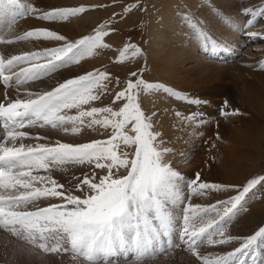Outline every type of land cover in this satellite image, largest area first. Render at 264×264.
Returning <instances> with one entry per match:
<instances>
[{"label": "snow or ice", "instance_id": "obj_1", "mask_svg": "<svg viewBox=\"0 0 264 264\" xmlns=\"http://www.w3.org/2000/svg\"><path fill=\"white\" fill-rule=\"evenodd\" d=\"M13 9H18L13 23L16 18L31 16L49 24L87 10L84 6L42 10L20 0H0V15ZM245 14L251 16L246 24L237 25L230 18L228 23L249 38L261 36L245 30L264 17V7L249 8ZM104 29L100 26L79 39L48 26L32 27L8 39L0 34L3 45L21 41L58 45L0 54V82L6 89L0 102V229L16 238L14 256L19 261L69 253L72 264H120L117 258L125 264L129 260L148 264L159 254L181 247L200 264H248L247 257L251 264H264V253L258 251V247L264 248V226L242 240L228 231L232 218L247 210L248 194L258 185L264 187V175L243 186L210 183L199 173L186 179L169 159L173 149L156 127L157 113L142 107L141 95L163 93L192 105L207 101L186 96L164 83L147 82L138 75L139 69L130 72L135 79L123 84L107 70L95 69L62 81L53 77L50 88L39 89L37 81L108 49L104 37L109 32ZM200 35L208 52V35L203 31ZM210 46L214 55L228 50L226 42L215 38ZM129 50L132 58L142 54L137 46L128 44L120 56ZM24 85L30 87L22 89ZM109 97L108 105L95 106ZM227 107L226 100L221 115L237 114L224 111ZM175 115L181 117L179 111ZM204 115L193 112L183 119L200 124ZM32 129L44 131H28ZM86 131L107 134L108 138L64 142L49 134L80 136ZM57 172L69 174L61 178ZM232 189L235 195L215 204L193 202L194 197ZM237 242L233 250L215 258L206 254L207 247L201 251L202 245Z\"/></svg>", "mask_w": 264, "mask_h": 264}, {"label": "rangeland", "instance_id": "obj_2", "mask_svg": "<svg viewBox=\"0 0 264 264\" xmlns=\"http://www.w3.org/2000/svg\"><path fill=\"white\" fill-rule=\"evenodd\" d=\"M20 3L35 5L42 10L79 6H84L87 10L66 21L51 24L31 16L16 18L13 23L14 13L18 9L7 11L0 15V34L6 39L36 26H48L60 34L76 39L92 34L100 26H105L104 30L109 32L104 37L105 43L110 45L108 49L99 50L97 55L87 57L80 64L37 81L39 89L50 88L55 82L53 77L62 81L95 69L107 70L123 84L126 79H135L130 76V72L139 69L141 71H138V75L147 82L164 83L186 96L207 101L206 104L192 105L163 93L141 95L142 107L149 113H157L156 127L166 144L173 149L169 159L186 179L194 178L199 173L202 180L210 183L243 186L247 180L264 175V67H261L264 64V17L257 18L254 25L245 30L261 33L256 38H249L228 23L230 18L237 25L246 24L251 18L250 14H245L246 10L264 7V0H20ZM193 24L196 25L195 28ZM202 31L208 35V52L204 50V36L200 35ZM213 38L217 42H226L229 50L220 56L219 53L212 55L210 41ZM128 44L137 46L142 54L132 58L129 50L121 57L120 53ZM54 46L58 45L48 41L0 44V54H20ZM28 87L30 85H24L22 89ZM116 87L118 90V86ZM5 91L0 82V102L5 99ZM7 91L14 92V89L8 88ZM102 99L103 103L95 102V106L103 107L111 102L110 97ZM226 100L228 107L224 111H237V114L221 115ZM178 111L181 117L175 115ZM193 112L205 113L203 123L183 119ZM28 131L43 133L44 130ZM49 134L53 139L60 138L64 142L108 138L107 134L90 131L80 136ZM228 147L233 160H238V163L236 168L231 167L229 180L224 181L228 177L223 175ZM70 171L78 173L79 170ZM96 171L103 174L101 170ZM68 174L55 173L61 178ZM230 194L235 195L236 190L194 197L193 202L215 204L218 200L228 199ZM246 199L249 200L247 210L233 217L228 225L230 234L241 240L264 226V187L258 185ZM8 240L17 242L15 237L0 229V253L10 257L15 243L10 244ZM237 246L238 242L221 246L202 245L201 251L207 247L206 254L215 258ZM258 251L264 253V248L258 247ZM41 256V259L37 256V264H72L69 253ZM117 259L120 264H125L122 258ZM246 259L251 264V258ZM127 264L134 262L129 260ZM148 264L200 262L178 247L159 254Z\"/></svg>", "mask_w": 264, "mask_h": 264}, {"label": "bare ground", "instance_id": "obj_3", "mask_svg": "<svg viewBox=\"0 0 264 264\" xmlns=\"http://www.w3.org/2000/svg\"><path fill=\"white\" fill-rule=\"evenodd\" d=\"M182 39V38H181ZM179 40V39H178ZM229 50V49H228ZM236 51V50H235ZM224 52H226V51H221V52H217V53H219V56L220 55H222ZM232 53H233V51H232ZM231 54V53H230ZM213 55V54H212ZM223 58V57H222ZM204 107V106H203ZM211 110V109H210ZM209 110V111H210ZM208 111V110H207ZM226 153H227V157H226V159H225V162H224V170H223V172L225 173V174H223V175H226V176H228V177H225L226 179H224V181H228L229 180V177H231V176H229V174H230V170H231V167L233 166L234 168H236L237 167V163H238V160H233V155H232V153H231V151L229 150V147L228 148H226ZM210 201H212V200H210ZM4 231V230H3ZM233 233V232H232ZM2 240V239H1ZM10 240V239H9ZM8 240V241H9ZM10 242V244H13V243H15L13 240H11V241H9ZM9 242H7L6 241V243L8 244ZM4 244V243H3ZM14 246V245H13ZM12 246V247H13ZM15 247V246H14ZM13 250H14V248H13ZM13 252L14 251H12V253H10L11 254V256L10 257H8V256H5V255H3L2 253H0V264H18L19 262L20 263H22V264H37V259H39L37 256H30V257H24V258H20L19 259V261H17V258L14 256V254H13ZM4 253H6L5 251H4ZM8 253V252H7ZM2 254V255H1ZM40 257V256H39ZM42 257V256H41ZM41 257H40V259H41ZM43 258V257H42ZM52 259H54V257L52 258ZM55 261V260H54ZM45 264V263H44Z\"/></svg>", "mask_w": 264, "mask_h": 264}]
</instances>
